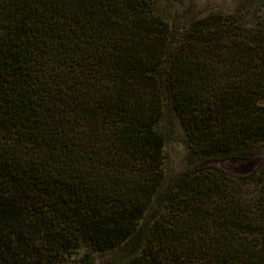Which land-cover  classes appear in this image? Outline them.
I'll return each instance as SVG.
<instances>
[{"label":"trees","instance_id":"obj_1","mask_svg":"<svg viewBox=\"0 0 264 264\" xmlns=\"http://www.w3.org/2000/svg\"><path fill=\"white\" fill-rule=\"evenodd\" d=\"M158 4L0 0V264H264V0Z\"/></svg>","mask_w":264,"mask_h":264},{"label":"rangeland","instance_id":"obj_2","mask_svg":"<svg viewBox=\"0 0 264 264\" xmlns=\"http://www.w3.org/2000/svg\"><path fill=\"white\" fill-rule=\"evenodd\" d=\"M244 0H159L160 12L169 20L184 19L189 15L203 14L212 9L230 11ZM169 139L165 145L166 171L169 175L180 173L189 163V154L182 139V131L177 122L164 121ZM264 162V156L257 155L249 159H225L213 164L232 174L245 175L255 170ZM96 264H100L96 261Z\"/></svg>","mask_w":264,"mask_h":264}]
</instances>
